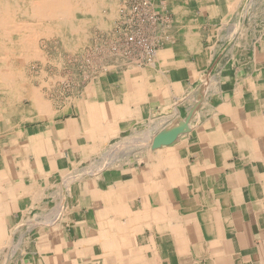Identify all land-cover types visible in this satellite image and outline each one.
Segmentation results:
<instances>
[{
    "label": "crops",
    "instance_id": "crops-1",
    "mask_svg": "<svg viewBox=\"0 0 264 264\" xmlns=\"http://www.w3.org/2000/svg\"><path fill=\"white\" fill-rule=\"evenodd\" d=\"M263 1L152 0L154 63L0 132V264H264Z\"/></svg>",
    "mask_w": 264,
    "mask_h": 264
},
{
    "label": "bare ground",
    "instance_id": "bare-ground-1",
    "mask_svg": "<svg viewBox=\"0 0 264 264\" xmlns=\"http://www.w3.org/2000/svg\"><path fill=\"white\" fill-rule=\"evenodd\" d=\"M118 4L119 0H0V97L10 102L23 97L30 103L21 108L10 103L0 110L8 111L19 121H26L30 111V120L42 117L43 112L50 113V103L40 96L39 89L28 84L22 70L13 67L15 59L40 57L36 46V36L40 35L58 36L63 46L80 48V33L93 22L109 26L111 21L105 18L103 10L110 7L109 16H114Z\"/></svg>",
    "mask_w": 264,
    "mask_h": 264
},
{
    "label": "rangeland",
    "instance_id": "rangeland-1",
    "mask_svg": "<svg viewBox=\"0 0 264 264\" xmlns=\"http://www.w3.org/2000/svg\"><path fill=\"white\" fill-rule=\"evenodd\" d=\"M130 1L131 0H119V4L115 10L116 14L114 13V16H109L111 11L110 7L104 6L103 15L106 19L108 18V20L111 21L109 26L100 24V21L93 22L90 26L85 24L87 25L86 31L80 33L82 35V37L80 36L82 40L80 48L63 46L58 36H36V46L40 53V57H31L25 61L15 59L13 67L24 72L28 84L33 88L39 89L38 92L42 98L55 97L58 90H61L62 92L65 89L66 91H70L73 89L72 83L74 79L78 77L90 78L103 70L113 69L114 66L120 70L140 67L141 65L137 63L129 65V61L126 60V57L124 56L126 55L124 50L119 46L121 41H118L122 37L119 29H121L120 25L124 20V14L121 11V7L130 6L125 5L129 4ZM108 6H110V4ZM154 9L157 10L155 6ZM166 16L169 21L170 16ZM166 24L167 25L164 29L168 26V22ZM163 35L164 31L161 32V36ZM76 38L79 39V37ZM162 40H164V37ZM163 44L164 41H162L161 46L158 47L156 56L154 57L152 55L154 58L150 55L151 59L153 58V61H151V63L148 62V65L156 61L159 49ZM115 47H118V49L114 50L113 48ZM110 65H112V67ZM13 101L10 102L8 99L6 100V98L0 97V109L3 107H9L10 103H12L13 107L16 105V108L27 107L30 104L28 100L23 97H18L14 102ZM2 111L0 110V113L2 114H0V132L7 130L6 128L11 122L13 123L15 118L14 115L10 114V116L8 111ZM188 120L189 119L186 118L182 119L176 123V126L174 125L173 128L171 127L172 129L162 131L158 135L169 137V132H176V129L178 131L183 130L186 127L185 125L188 124Z\"/></svg>",
    "mask_w": 264,
    "mask_h": 264
},
{
    "label": "built area",
    "instance_id": "built-area-1",
    "mask_svg": "<svg viewBox=\"0 0 264 264\" xmlns=\"http://www.w3.org/2000/svg\"><path fill=\"white\" fill-rule=\"evenodd\" d=\"M125 5L130 6L121 7L124 20L119 29L122 36L118 40L121 41L119 46L124 50L129 65L137 63L143 66L151 63L156 56L163 41L161 29L168 22V17L155 10L149 0H131ZM113 49L117 50L118 47ZM150 55L154 57L151 59Z\"/></svg>",
    "mask_w": 264,
    "mask_h": 264
},
{
    "label": "water",
    "instance_id": "water-1",
    "mask_svg": "<svg viewBox=\"0 0 264 264\" xmlns=\"http://www.w3.org/2000/svg\"><path fill=\"white\" fill-rule=\"evenodd\" d=\"M179 132L178 130H176V132H169L170 136L169 137H164L162 135H158L156 138H155V143L158 144L160 142H166V141H169L170 139L174 138L176 133ZM173 134V135H172Z\"/></svg>",
    "mask_w": 264,
    "mask_h": 264
}]
</instances>
